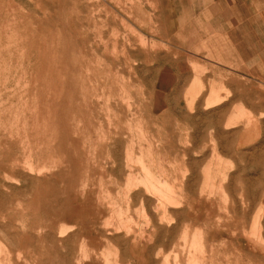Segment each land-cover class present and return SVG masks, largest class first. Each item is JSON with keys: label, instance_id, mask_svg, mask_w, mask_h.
<instances>
[{"label": "rangeland", "instance_id": "1", "mask_svg": "<svg viewBox=\"0 0 264 264\" xmlns=\"http://www.w3.org/2000/svg\"><path fill=\"white\" fill-rule=\"evenodd\" d=\"M0 264H264V0H0Z\"/></svg>", "mask_w": 264, "mask_h": 264}]
</instances>
